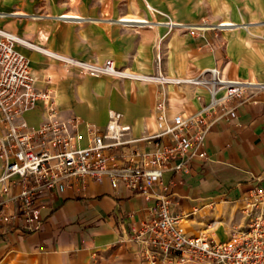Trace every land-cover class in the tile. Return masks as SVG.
I'll use <instances>...</instances> for the list:
<instances>
[{
	"label": "crops",
	"instance_id": "obj_1",
	"mask_svg": "<svg viewBox=\"0 0 264 264\" xmlns=\"http://www.w3.org/2000/svg\"><path fill=\"white\" fill-rule=\"evenodd\" d=\"M5 3L0 0L1 11L8 8ZM100 3L70 19L52 8L17 9L0 14V28L52 52L99 63L112 59L120 68L144 74L198 75L219 66L228 78L245 82V102L231 100L213 115L199 149L206 157L196 158L188 173L168 169L149 188L154 193L165 188L187 234L229 239L233 228L247 223L246 199L258 186L264 188V23L245 17L251 25L244 24V30L216 27L220 32L213 34L215 29L206 26L193 35L161 21L128 26L119 14H105ZM172 21L189 25L179 16ZM18 48L31 60L37 88L53 90L59 118H77L85 138L87 125L104 127L111 109L131 125L132 138H141L161 131L157 105L163 96L167 117L189 115L201 106L195 95L203 90L91 76L38 50ZM43 115L39 104L23 119L38 126ZM136 147L146 150L152 144ZM156 203L155 196L146 199L123 184L113 188L108 179L89 181L84 190L53 191L40 202L39 231H24L22 218L13 225L0 223V264H144L133 228L151 221ZM9 210L15 211L14 203Z\"/></svg>",
	"mask_w": 264,
	"mask_h": 264
},
{
	"label": "built area",
	"instance_id": "obj_2",
	"mask_svg": "<svg viewBox=\"0 0 264 264\" xmlns=\"http://www.w3.org/2000/svg\"><path fill=\"white\" fill-rule=\"evenodd\" d=\"M172 23L168 24L170 28L178 26L193 35L202 30ZM20 45L91 76L203 90L195 95L201 106L189 115L167 117V98L163 96L157 105L161 131L141 138H132L131 125L121 112L111 109L104 127L87 125L85 138L77 118H59L53 90L37 88L31 60L19 50ZM246 85L228 78L219 66L198 75L176 76L162 70L144 74L120 68L112 59L102 63L81 60L52 52L0 28V223L13 225L22 218L24 231H39L43 224L42 199L53 191L84 190L89 181L108 179L113 188L123 184L146 199L157 198L151 221L133 228L132 240L141 245L142 263L264 264L263 187L255 188L246 199V225L233 228L224 241L187 234L181 227L182 217L171 211L165 188L159 193L149 191L168 169L188 173L196 158L206 157L199 149L205 143L213 115L231 100L245 102ZM39 104L43 106L44 120L38 126L30 125L23 117ZM140 142L152 147L139 149L136 145ZM9 203H14L15 211L9 210Z\"/></svg>",
	"mask_w": 264,
	"mask_h": 264
},
{
	"label": "rangeland",
	"instance_id": "obj_3",
	"mask_svg": "<svg viewBox=\"0 0 264 264\" xmlns=\"http://www.w3.org/2000/svg\"><path fill=\"white\" fill-rule=\"evenodd\" d=\"M100 1L104 2L105 14H119L122 20H129L128 26L151 25L153 21L175 24L172 18L179 16L189 26L204 25L215 29L210 31L214 34L220 32L216 27L222 22L228 25L227 30L238 26L244 30V24L251 25L244 22L245 17L264 23V0H4L8 8L0 10V14L17 9L52 8L64 13L63 18H72L79 16L76 13L81 10L90 13L99 8Z\"/></svg>",
	"mask_w": 264,
	"mask_h": 264
},
{
	"label": "bare ground",
	"instance_id": "obj_4",
	"mask_svg": "<svg viewBox=\"0 0 264 264\" xmlns=\"http://www.w3.org/2000/svg\"><path fill=\"white\" fill-rule=\"evenodd\" d=\"M63 16H65V15H63ZM63 16H62V17H63ZM64 18H65V19H70V18H66V17H64ZM64 18H63V19H64ZM222 25H223V22L220 23L217 27L220 28V29H224V30H226L227 27H226V26H222ZM199 27H202L201 29H205V28H207V27L204 26V25H199Z\"/></svg>",
	"mask_w": 264,
	"mask_h": 264
}]
</instances>
